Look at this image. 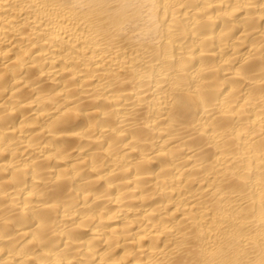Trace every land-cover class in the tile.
<instances>
[{"label": "bare ground", "instance_id": "obj_1", "mask_svg": "<svg viewBox=\"0 0 264 264\" xmlns=\"http://www.w3.org/2000/svg\"><path fill=\"white\" fill-rule=\"evenodd\" d=\"M0 264H264V0H0Z\"/></svg>", "mask_w": 264, "mask_h": 264}]
</instances>
